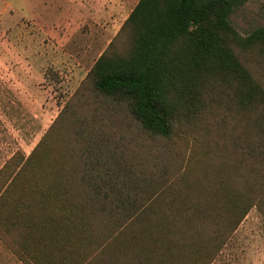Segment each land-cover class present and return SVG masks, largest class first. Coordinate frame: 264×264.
I'll return each mask as SVG.
<instances>
[{
  "label": "trees",
  "instance_id": "obj_1",
  "mask_svg": "<svg viewBox=\"0 0 264 264\" xmlns=\"http://www.w3.org/2000/svg\"><path fill=\"white\" fill-rule=\"evenodd\" d=\"M247 2L138 0L77 96L88 85L91 96L123 107L161 140L179 125L199 124L214 101L227 104L243 119L239 141L249 153H241L252 155L260 185L264 87L243 58L264 55V28L243 37L229 19ZM70 112L66 104L28 157L18 151L0 168V236L11 234V250L21 258H33L26 249L39 247L42 255L57 254L60 264H210L223 230L233 231L251 207L262 209L263 197L249 185L225 208L222 192L232 185L221 171L187 183L177 196L153 191L140 205L137 194L125 193L121 165L90 162L91 138L77 148ZM215 214L224 223L207 238L205 218L217 225Z\"/></svg>",
  "mask_w": 264,
  "mask_h": 264
},
{
  "label": "rangeland",
  "instance_id": "obj_2",
  "mask_svg": "<svg viewBox=\"0 0 264 264\" xmlns=\"http://www.w3.org/2000/svg\"><path fill=\"white\" fill-rule=\"evenodd\" d=\"M124 2L122 18L138 0ZM77 3L0 0V168L18 151L28 157L69 104L68 120L77 126V148L91 138L94 153L90 162L106 163L108 167L121 165L129 180L125 193L137 194L140 205L153 191L177 196L178 192L184 193L187 183L199 177H215L220 171L224 181L232 185L222 192L225 208L230 206L229 199L239 197L244 186L249 185L251 193L253 187L263 197L262 209L251 207L233 231L223 230V244L208 261L264 264V178L259 176L262 183L255 186L252 155L241 153L248 149L239 141L243 134L238 128L241 115L227 104L214 101L199 124L179 125L170 140H161L143 132L123 107L91 96L88 85L77 96L87 70L106 44L88 49L79 39L88 29L80 24L83 20L71 16L67 21L64 16L66 9L72 12ZM229 19L243 37L264 28V0H248ZM63 48L73 53L75 61L63 55ZM248 58L243 61L264 87V55ZM47 71H51L49 76ZM27 176H33V172ZM215 216L219 218L217 225L213 218H205L207 238L216 235L218 224L224 223L219 214ZM3 235L6 238L0 236V264H60L57 254L42 255L39 247L37 252L26 249L33 258L24 253L26 258H21L11 250V234Z\"/></svg>",
  "mask_w": 264,
  "mask_h": 264
},
{
  "label": "crops",
  "instance_id": "obj_3",
  "mask_svg": "<svg viewBox=\"0 0 264 264\" xmlns=\"http://www.w3.org/2000/svg\"><path fill=\"white\" fill-rule=\"evenodd\" d=\"M124 4V0H78L77 5H73L74 9H72V12L66 9L64 16L67 18V21L71 16H73V20L77 17L83 20L80 24H82L83 28L88 29L78 38L86 43L88 49L94 47L95 44H101L106 41L105 47L102 50L103 52L111 40L116 36L120 27L133 9L130 10L126 17L122 18ZM98 28L99 31L97 32H99V34H96L95 31ZM83 49H85V47ZM62 53L69 59L71 58L75 61L72 58L74 56L73 53L67 48H63ZM77 64L80 65L78 61Z\"/></svg>",
  "mask_w": 264,
  "mask_h": 264
}]
</instances>
